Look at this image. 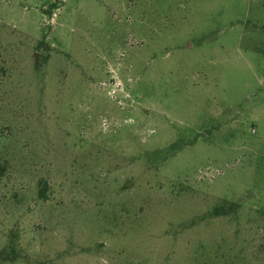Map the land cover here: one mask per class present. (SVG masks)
Listing matches in <instances>:
<instances>
[{
    "label": "rangeland",
    "instance_id": "374dc122",
    "mask_svg": "<svg viewBox=\"0 0 264 264\" xmlns=\"http://www.w3.org/2000/svg\"><path fill=\"white\" fill-rule=\"evenodd\" d=\"M1 250L264 264V0H0Z\"/></svg>",
    "mask_w": 264,
    "mask_h": 264
},
{
    "label": "trees",
    "instance_id": "16d2710c",
    "mask_svg": "<svg viewBox=\"0 0 264 264\" xmlns=\"http://www.w3.org/2000/svg\"><path fill=\"white\" fill-rule=\"evenodd\" d=\"M51 8L55 9L57 7L55 5H52ZM46 192H47V185H46V183H40L39 196L42 199H45L46 198ZM214 213H215L216 216H220V215L227 214V211L224 209V207H217L215 209V212ZM10 254H11V252L10 253H7L6 250H1L0 251V262H6V261L13 260Z\"/></svg>",
    "mask_w": 264,
    "mask_h": 264
}]
</instances>
